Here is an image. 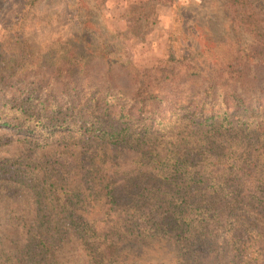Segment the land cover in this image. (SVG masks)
<instances>
[{
	"label": "trees",
	"instance_id": "16d2710c",
	"mask_svg": "<svg viewBox=\"0 0 264 264\" xmlns=\"http://www.w3.org/2000/svg\"><path fill=\"white\" fill-rule=\"evenodd\" d=\"M225 3L250 45L171 43L152 67L108 60L85 80L97 53L87 31L85 58H62L51 76L0 53V88L24 91L0 122L34 135L14 182L28 211L0 206V227L4 212L24 246L5 251L0 228V264H66L71 245V264H134L162 241L176 264H264V0Z\"/></svg>",
	"mask_w": 264,
	"mask_h": 264
},
{
	"label": "rangeland",
	"instance_id": "374dc122",
	"mask_svg": "<svg viewBox=\"0 0 264 264\" xmlns=\"http://www.w3.org/2000/svg\"><path fill=\"white\" fill-rule=\"evenodd\" d=\"M225 2L0 0V53L6 60L15 61L22 73L40 68L45 76H51L56 71V62H61L62 58H85L81 54L85 43L77 34L87 31L91 33L89 38L97 53H91L89 73L80 75L85 80L108 60L119 64L130 60L139 68L152 67L167 57L171 43L182 52H186L189 45L196 48L204 43L250 45L253 38L231 25ZM102 45H106V53L102 52ZM37 91L40 90L35 93ZM22 94L24 91L16 87L0 88L3 119L11 121L15 117L16 104ZM165 104L162 110L169 116L172 106L169 102ZM46 131L51 132L47 126L41 127L36 132L38 138L47 136ZM32 137L34 135L25 133L24 129L0 122V206L5 205V210L17 206L19 212H27L31 203L29 191L14 182L24 178L21 168L29 161L26 154ZM32 146L36 147L30 151L33 155H45L47 148ZM1 214L2 246L7 252L16 251L24 246V236L19 227L5 223V213ZM134 254V264H176L174 249L165 241L153 247L137 248ZM59 257L66 264L79 260L75 245L62 250Z\"/></svg>",
	"mask_w": 264,
	"mask_h": 264
}]
</instances>
